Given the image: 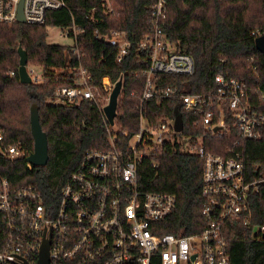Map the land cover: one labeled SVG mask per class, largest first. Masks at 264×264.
Returning a JSON list of instances; mask_svg holds the SVG:
<instances>
[{
	"label": "trees",
	"instance_id": "16d2710c",
	"mask_svg": "<svg viewBox=\"0 0 264 264\" xmlns=\"http://www.w3.org/2000/svg\"><path fill=\"white\" fill-rule=\"evenodd\" d=\"M66 10L47 14L45 24L0 23V131L5 145H18L25 157L14 160L0 156V175L13 186H32L44 204L55 209L60 190L87 151L109 149L103 125L101 102L83 100L66 107L50 103L57 88L71 87L81 66L89 72L92 84L102 95V79L116 83L122 76L118 99L115 140L117 150L125 152L130 136L137 132L140 94L145 84L143 56L134 52L135 45L152 29L148 10L150 0H114L113 12H107L102 0H65ZM166 19L163 34L177 43L178 50L194 62L191 76L157 75L156 88L176 90V96L163 103L144 102L142 114L151 124L171 120L178 111L183 121V134L202 137L207 152L229 157L237 153L244 164L245 180L256 183V194L248 199L251 225L264 228V137L260 141L243 139L229 123L224 137L205 131L199 115L180 110V94H208L214 91L217 75L248 85L251 103L264 114V99L254 91H264V55L254 45L251 33H264V0H165ZM74 24L82 30L77 35L80 58L68 46L47 42V29L67 28ZM97 31V33H95ZM111 32H124L134 46L117 62V51L104 38ZM18 47L26 53L28 63L42 70V81L21 84L18 77ZM13 73V75H10ZM133 94V95H131ZM36 111L47 137L48 162L44 167H26V157L33 152L30 114ZM128 132V137L122 132ZM239 143L231 150L235 141ZM233 152V153H232ZM158 169L138 170L143 191L169 194L176 198L177 209L165 221L161 234L195 235L206 223L201 215L202 161L182 152L179 144L164 146L152 159ZM148 161H146L147 163ZM229 264H264V235L254 238L241 221L230 220L224 228Z\"/></svg>",
	"mask_w": 264,
	"mask_h": 264
},
{
	"label": "built area",
	"instance_id": "2783aa9c",
	"mask_svg": "<svg viewBox=\"0 0 264 264\" xmlns=\"http://www.w3.org/2000/svg\"><path fill=\"white\" fill-rule=\"evenodd\" d=\"M102 1L107 12H113L114 0ZM150 1L152 29L135 47L124 32H111L104 38L116 49L118 63L132 47L145 59L137 132L130 136L125 152L117 150L116 118L110 125L103 114L109 149L84 153L61 188L55 209L44 204L34 187L13 186L0 175V264H37L47 241L49 264H229L224 235L228 221H241L255 239L264 235L263 227L250 222L248 199L257 193L256 183L245 180L244 164L237 153L213 155L206 151L202 137L184 135V126L180 132L174 130L175 116L151 124L142 114L144 102L163 103L176 96V90L153 85L157 75L194 73L193 59L162 32L167 15L165 0ZM20 4L24 23L29 25L45 24L47 14L53 11L66 10L71 15L65 0H0V23H17ZM60 29V37L70 41L66 46L79 59L77 35L82 30L73 23ZM262 35L259 31L251 33L254 39ZM26 70L32 83L42 81L41 68L28 65ZM76 72L73 86L57 88L50 103L72 107L83 100L101 102L103 113L115 83L103 78L102 95L87 69L79 66ZM213 83L215 89L208 94L178 95L180 110L199 115L204 130L212 135L226 136L232 121L243 139L260 141L264 137V114L254 110L248 85L222 75L215 76ZM254 93L264 99L260 88ZM121 134L128 137L127 131ZM177 143L182 152L202 161L201 215L206 226L195 235L161 234L165 221L176 212V198L145 192L139 184V168L158 169L152 159L165 145ZM238 143L235 141L231 150ZM0 156L14 160L26 153L18 145H5L0 131ZM26 167L32 168L27 162Z\"/></svg>",
	"mask_w": 264,
	"mask_h": 264
},
{
	"label": "water",
	"instance_id": "95a60500",
	"mask_svg": "<svg viewBox=\"0 0 264 264\" xmlns=\"http://www.w3.org/2000/svg\"><path fill=\"white\" fill-rule=\"evenodd\" d=\"M17 21L18 23H24V18L22 16L21 11V4L18 9ZM254 45L256 50L262 55H264V35L256 38L254 40ZM17 53L19 56V82L21 84L29 85L32 83V81L26 70L28 64L27 53L21 47H18ZM121 88L122 81L119 80L114 85V88L109 96L108 104L103 108V114L110 125L113 124L114 119L117 116L118 99L121 92ZM174 115V130L176 132H180L183 128L182 117L179 115L178 111H175ZM30 133L33 139V152L26 158V162L29 163L32 167H44L48 162V143L47 137L41 129L36 111H33L30 114ZM48 247V241L42 245L37 264H49Z\"/></svg>",
	"mask_w": 264,
	"mask_h": 264
},
{
	"label": "rangeland",
	"instance_id": "374dc122",
	"mask_svg": "<svg viewBox=\"0 0 264 264\" xmlns=\"http://www.w3.org/2000/svg\"><path fill=\"white\" fill-rule=\"evenodd\" d=\"M60 28H56V27H52V28H48L47 29V42L50 44H54V45H69L70 41L66 40L64 38L60 37ZM30 65L29 63L27 64V66ZM34 68H36V66L34 65H30ZM27 158V157H26Z\"/></svg>",
	"mask_w": 264,
	"mask_h": 264
}]
</instances>
